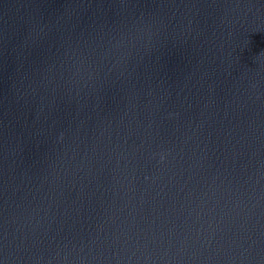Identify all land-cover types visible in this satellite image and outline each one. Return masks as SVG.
Instances as JSON below:
<instances>
[{
  "label": "water",
  "instance_id": "1",
  "mask_svg": "<svg viewBox=\"0 0 264 264\" xmlns=\"http://www.w3.org/2000/svg\"><path fill=\"white\" fill-rule=\"evenodd\" d=\"M0 264H264V0H0Z\"/></svg>",
  "mask_w": 264,
  "mask_h": 264
}]
</instances>
